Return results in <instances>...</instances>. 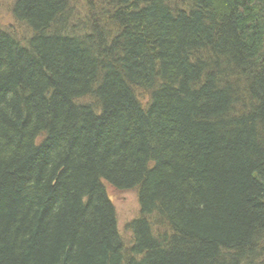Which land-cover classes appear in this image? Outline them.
I'll list each match as a JSON object with an SVG mask.
<instances>
[{
    "label": "trees",
    "instance_id": "trees-1",
    "mask_svg": "<svg viewBox=\"0 0 264 264\" xmlns=\"http://www.w3.org/2000/svg\"><path fill=\"white\" fill-rule=\"evenodd\" d=\"M9 9L0 264H264V0Z\"/></svg>",
    "mask_w": 264,
    "mask_h": 264
},
{
    "label": "rangeland",
    "instance_id": "rangeland-1",
    "mask_svg": "<svg viewBox=\"0 0 264 264\" xmlns=\"http://www.w3.org/2000/svg\"><path fill=\"white\" fill-rule=\"evenodd\" d=\"M13 0H0V24L8 27L14 26L12 24V20L10 18V5ZM18 32L17 30H15ZM105 190L108 194L110 202L114 207V214H116V225L121 236H124L125 239L129 238L130 233L125 232L124 227L125 224L137 217L138 215V207L139 204L136 198L135 191H126L120 192L117 190H113L109 186H105Z\"/></svg>",
    "mask_w": 264,
    "mask_h": 264
}]
</instances>
